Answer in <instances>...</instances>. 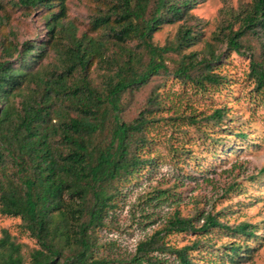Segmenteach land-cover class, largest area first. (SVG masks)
Listing matches in <instances>:
<instances>
[{
    "label": "trees",
    "instance_id": "trees-1",
    "mask_svg": "<svg viewBox=\"0 0 264 264\" xmlns=\"http://www.w3.org/2000/svg\"><path fill=\"white\" fill-rule=\"evenodd\" d=\"M199 1L102 0L105 12L95 18L91 30L105 33L120 49L117 57L106 58L103 39L78 38L72 25L66 24L67 0L7 4L0 0V23L11 6L27 14L41 12L46 29L42 42L20 44L12 33L0 39V213L20 218L39 246L26 261L23 245L4 230L0 264H200L193 255L201 248L199 241L177 247L169 237L206 235L215 229L257 236L248 224L232 230L220 215H207L197 226L199 216L183 217L176 211L138 244L129 260L110 261L96 255V232L118 208L121 188L155 166V159L144 151L151 146L149 127L158 121L155 114L162 107L160 93H152L146 108L130 122L122 118L123 96L140 90L155 76L170 75L169 54L178 57L173 76L184 83L203 91L231 84L230 78L216 72L223 56L214 46L207 45L208 55L202 59L196 52L185 53L201 41L189 25L191 18L197 19L192 10ZM180 21L184 24L174 42L164 47L152 43L164 25ZM248 35L264 36V0H254L240 28L227 34L228 50L246 56L250 47L243 40ZM127 42L144 48L147 64H142L139 53L125 47ZM61 46L66 47L61 64L43 66L47 53L59 54ZM97 63L108 71L102 86L90 78ZM250 75L256 95H264V62L252 60ZM226 116L220 108L203 120L222 127ZM187 119L199 123L193 115ZM237 136L248 138L244 132ZM168 194L163 191L154 198L160 201ZM240 251L241 246L234 244L226 255L231 258Z\"/></svg>",
    "mask_w": 264,
    "mask_h": 264
},
{
    "label": "rangeland",
    "instance_id": "rangeland-1",
    "mask_svg": "<svg viewBox=\"0 0 264 264\" xmlns=\"http://www.w3.org/2000/svg\"><path fill=\"white\" fill-rule=\"evenodd\" d=\"M11 1L3 0V3ZM253 3L254 0H201L192 10L197 19L191 18L189 25L202 37L185 53L196 52L202 59L208 55L207 45L214 46L216 53L223 56L216 72L230 78V85L209 86L203 91L191 82L180 81L173 76L178 57L169 54L166 64L170 75L155 76L140 90L123 96L122 118L130 122L146 108L152 93H160L162 107L155 114L158 121L149 127L151 146L144 151L155 159V166L121 188L118 208L110 214L105 227L96 232L98 257L129 260L138 244L161 229L178 211L183 217L199 216L197 226L212 214L220 215L221 222L232 230L241 224L255 228L257 236L253 238L220 229L206 235H171L169 241L177 247L199 241L201 248L193 254L196 262L264 264V95H256L250 75L252 60L264 62V36L248 35L243 40L250 47L246 56L232 53L226 43L227 34L240 28ZM67 9L66 24L72 25L78 38L103 39L107 47L103 56L119 55L115 41L105 33L91 30L95 18L105 12L102 0H67ZM7 11V19L4 17L0 23V39L4 33H12L11 38L20 44L46 39L41 12L27 14L11 6ZM183 24L180 21L164 25L153 35L152 43L164 47L174 42ZM125 47L139 53L142 64L148 63L147 52L137 43L127 42ZM65 49L61 46L59 54L50 50L42 65L49 68L60 65ZM107 72L104 64L97 63L90 78L95 85L102 86ZM220 108L227 112L222 127L203 120ZM189 115L195 116L199 123H190ZM240 132L248 136L247 140L237 136ZM163 191H169L166 198L160 201L154 198ZM22 225L20 218L0 213V238L4 230L9 231L23 245L24 257L29 261L32 251L39 246ZM234 244L240 245L241 251L230 258L226 254Z\"/></svg>",
    "mask_w": 264,
    "mask_h": 264
}]
</instances>
